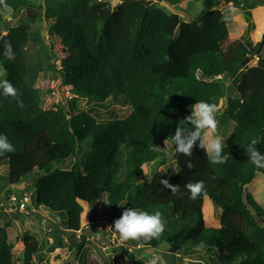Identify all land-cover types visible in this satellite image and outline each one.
Wrapping results in <instances>:
<instances>
[{"label": "trees", "instance_id": "obj_1", "mask_svg": "<svg viewBox=\"0 0 264 264\" xmlns=\"http://www.w3.org/2000/svg\"><path fill=\"white\" fill-rule=\"evenodd\" d=\"M201 1L205 9L186 18L150 0H119L112 7L94 0H4L13 15L25 12L16 25L7 24V9L0 4V79L16 88L25 105L18 107L16 98L0 95V135L15 147L0 155V167L8 166L4 181L0 173V208L12 204L11 211L21 214L9 198L12 187L19 190L18 200L33 191L37 204L65 213L69 255L89 243L86 233L77 236L82 202L95 223L100 220L97 203L105 199L103 214L113 221L130 207L160 211L166 221L157 239L129 240L106 249L120 250L118 258L139 263L138 253L151 256L148 251L159 248L169 264L185 254L200 257L188 258L187 264H264V207L246 187L257 172L264 173L246 152L255 140L264 153V31L256 40L231 33L223 9H242L249 33L256 28L253 9L264 0ZM43 19L54 21L50 44L39 28ZM199 22L202 27H197ZM5 40L11 42L14 59L3 55ZM250 54L255 55L249 60L253 63L243 71L247 63L242 61ZM43 70L60 74L62 85L75 97L44 107L35 85ZM218 76L239 77L236 95L227 99V113L235 121L224 144L227 163L210 164L199 147L190 157L174 154L168 141L178 124L193 128L183 120L190 106L206 101L218 108L225 96ZM82 97L92 104L81 105ZM111 100L128 104L130 112L98 120L94 112L108 108ZM154 144L162 151H152ZM169 162L174 164L149 170L150 165ZM161 179L179 185L181 193L173 195ZM199 180L205 193L191 200L184 185ZM205 198L220 209L217 224L208 222ZM61 236L40 243L25 230L19 236L23 247L18 264H50L43 249L57 247ZM201 242L204 246L197 249ZM17 244L2 221L0 264H14ZM85 264L111 263H103L89 249Z\"/></svg>", "mask_w": 264, "mask_h": 264}, {"label": "rangeland", "instance_id": "obj_2", "mask_svg": "<svg viewBox=\"0 0 264 264\" xmlns=\"http://www.w3.org/2000/svg\"><path fill=\"white\" fill-rule=\"evenodd\" d=\"M94 1H107L109 6H113L119 0H94ZM150 1H157L158 5L165 7L170 11H176L186 18L194 17L198 12L205 9L204 4L201 0H150ZM177 3L176 7H172L171 3ZM227 9L225 11L226 20L229 27V31L231 33L242 34V37L250 36L253 40H256L262 36L264 31V3L258 4L257 7L253 9L255 21H256V28L251 30L249 33L246 30V21L244 19V14L242 9L238 7H224L223 9ZM24 10H21L16 15H13L11 9H7L5 11L4 17L7 19V24L16 25L21 22L24 18ZM54 21L43 19L42 21L38 22L39 28L41 31V35L43 40L50 44L51 42V35H55L54 28L52 24ZM249 59L246 62L247 65L243 68V71L247 70V67L251 65L253 62H249L250 58L254 57V54L248 55ZM253 59V58H252ZM60 63V57L56 59V64ZM2 72V64L0 63V73ZM219 79L224 87L226 88V94L223 98L219 99V105L216 112V119L218 121V134L221 137H224L225 140L230 134L235 121L229 117L227 113V99L229 96L236 95V88L237 82L239 77L233 78H224L218 76ZM35 85L39 88L40 95L42 97V105L44 107H52L58 101H66L69 100L71 97H75L73 92L66 90L61 83V76L60 74H56L51 71L43 70L40 71L38 74L37 80ZM50 89V91H49ZM71 96V97H70ZM80 104L83 106H90L92 104L91 100H87L86 98L82 97L78 99ZM109 101V99H107ZM131 108L128 104H123L121 102L112 101L108 104V108H104L103 106L99 107V113H95L98 120H109L113 117H124L130 112ZM225 142V141H224ZM173 162H169L163 165H150L149 170L151 169H160L166 168L168 165L172 164ZM174 164V163H173ZM8 166L3 164L0 167V173L2 174L1 179L4 181L7 176ZM10 186V185H8ZM19 188L22 187V184L18 185ZM247 190L253 195V197L258 201V203L264 207V173L257 172L255 178L249 182L247 185ZM14 192L19 194V190L12 187ZM209 199V198H208ZM210 200V199H209ZM16 206L17 203L11 201ZM83 204V211L81 213V226L82 229L77 232V236L80 235L81 232H84L89 236V243L85 244V246L81 249L80 252L72 251L69 255V251L67 249V245L69 241L67 240V235L65 234L64 230V222H62V218L65 217V213L60 214L57 211L52 210L49 205L41 202H36V194L31 191L30 196L26 200V205L28 209H33L32 215L29 216H22L21 214H15L11 207L13 206H6L3 204V208H0V221L6 222L9 239L11 241H17V246L13 250V263L18 264L16 260V256L20 255L22 252V243L20 242L19 236L25 230H28L30 233L35 234V236L39 239L40 243H43L47 237L52 243V239L54 240L57 238L59 234H62L61 240L62 242H55L54 249L50 250L49 248H44V252L46 253L44 258L47 257L50 264H85V260L87 257L88 250H93L97 256L101 259L103 263H111L113 264L116 260L117 264H148L149 260L154 255H159L161 257V264H169L165 259V256L162 255V249L156 250H149L152 254L150 256L149 253H138V262H133L127 258H118V254L120 250L116 251H107L106 249L109 247H117L123 243L119 237V234L114 230H110L109 226L113 224V219L103 214L106 212V201L105 199H101L97 203V214H99L100 220H96L95 223H92L89 218L90 207L82 202ZM212 206H211V205ZM1 205V203H0ZM204 208L206 211V217L210 224H217L219 222V215L220 209L212 203L210 200L204 201ZM16 210V209H15ZM6 212V213H5ZM262 223H264V217L260 219ZM0 222V223H1ZM96 224V225H95ZM51 228V230H47V228ZM131 247V245H130ZM142 254V255H141ZM75 256V257H74ZM178 258V257H177ZM188 258H200L195 255H186L185 258L182 260L177 259V264H187ZM20 264V263H19ZM36 264H40V262L36 261Z\"/></svg>", "mask_w": 264, "mask_h": 264}, {"label": "clouds", "instance_id": "obj_3", "mask_svg": "<svg viewBox=\"0 0 264 264\" xmlns=\"http://www.w3.org/2000/svg\"><path fill=\"white\" fill-rule=\"evenodd\" d=\"M0 4H3L5 9H7L4 0H0ZM202 26V22L197 24V27ZM3 55L9 60L14 59L15 53L10 41H3ZM0 95L4 97H14L16 98L18 107H25L23 101L19 99L16 88L7 79H0ZM190 107V115L186 116L183 120L190 123L193 128L191 130H185L178 124L175 128L174 135H172L168 143L175 148L176 153L190 157L192 156L193 148L199 147L204 150V154L207 156L210 164L217 165L227 163L229 156L225 155L223 151L225 138L218 134L216 105L206 101H197ZM255 145V140L247 145L246 152L248 159L257 168H264V153L258 151ZM151 150L154 152H161L162 148L154 144ZM14 151L15 147L8 140V137L6 135H0V155L12 153ZM186 166L189 169L193 167L191 160L186 162ZM159 182L165 188L170 189L173 195L181 193L179 185L171 184L166 179H161ZM184 188L189 193V199L191 200H196L205 193V185L202 180L188 182L184 185ZM165 223L166 221L160 211L149 213L144 210H137L130 207L123 210L119 218L115 219L113 224L109 226V229L117 232L122 242H127L129 240L147 242L152 239H157L163 234ZM203 246V242H201L197 246V249ZM148 264H161V257L159 255H154L149 260Z\"/></svg>", "mask_w": 264, "mask_h": 264}, {"label": "built area", "instance_id": "obj_4", "mask_svg": "<svg viewBox=\"0 0 264 264\" xmlns=\"http://www.w3.org/2000/svg\"><path fill=\"white\" fill-rule=\"evenodd\" d=\"M10 200L17 203L16 210L20 212L24 216H29L32 214V209H28L26 205V200L28 198V195L25 193V195L18 200L17 194L13 192L10 194Z\"/></svg>", "mask_w": 264, "mask_h": 264}, {"label": "water", "instance_id": "obj_5", "mask_svg": "<svg viewBox=\"0 0 264 264\" xmlns=\"http://www.w3.org/2000/svg\"><path fill=\"white\" fill-rule=\"evenodd\" d=\"M248 59H249V56L245 57L242 62L246 63L248 61ZM174 154H177L176 151L174 152Z\"/></svg>", "mask_w": 264, "mask_h": 264}, {"label": "crops", "instance_id": "obj_6", "mask_svg": "<svg viewBox=\"0 0 264 264\" xmlns=\"http://www.w3.org/2000/svg\"><path fill=\"white\" fill-rule=\"evenodd\" d=\"M254 178H255V177H254ZM254 178H253V179H254ZM253 179H252V180H253ZM206 198H207V197H206ZM206 198H205V199H206ZM205 199H204V201H205ZM210 205H211V204H210ZM211 206H212V205H211Z\"/></svg>", "mask_w": 264, "mask_h": 264}]
</instances>
